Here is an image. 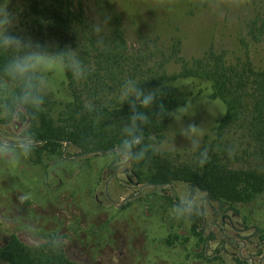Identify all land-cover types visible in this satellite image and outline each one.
<instances>
[{
    "label": "rangeland",
    "instance_id": "1",
    "mask_svg": "<svg viewBox=\"0 0 264 264\" xmlns=\"http://www.w3.org/2000/svg\"><path fill=\"white\" fill-rule=\"evenodd\" d=\"M110 1L121 15L129 46L139 50L143 44L147 58L150 48L166 51L173 39H180L179 57L186 62L212 48L227 64L248 59L255 70H264V40L248 36L247 26L255 17L248 0H211L206 5L203 0H178L177 5L174 0ZM8 4L19 11V27L39 40L25 0H0V6ZM85 5L91 21L97 11L92 0ZM158 55L149 65L159 62ZM180 68L172 61L165 69L173 75ZM7 88L0 80V102ZM218 115L217 107L191 102L158 149L178 163L189 161L194 151L175 131L199 126L202 143ZM24 123L22 119L10 127L0 117V143L15 144ZM241 132L230 138L240 158L234 166L249 168V143ZM62 145L47 150L32 144L31 154L13 166L0 158V243L14 234L35 246L55 235L62 238L68 256L82 264H237L236 259L264 264V193L236 209H219L187 183L160 189L148 184L146 173L135 178L129 160L118 154L82 155L69 142ZM110 167L116 168L113 173ZM186 196L197 201L191 214L203 218L198 227L189 214L169 213Z\"/></svg>",
    "mask_w": 264,
    "mask_h": 264
},
{
    "label": "trees",
    "instance_id": "2",
    "mask_svg": "<svg viewBox=\"0 0 264 264\" xmlns=\"http://www.w3.org/2000/svg\"><path fill=\"white\" fill-rule=\"evenodd\" d=\"M86 1L89 0H25V11L39 37L37 41L54 43L60 48L78 47L87 68V75L77 79L59 65L50 66V87L45 93L43 110L32 118H23L33 140L47 150H57L69 142L82 155L121 156L118 146L122 136L117 122H127L130 112L118 94L126 79H134L142 89L157 91L159 96L148 113L152 121L144 127L145 142L155 144L157 152L143 161H129L132 176L140 180L146 173L148 184L155 188L187 183L205 193L207 200L219 209H236L262 195L264 70H255L248 59L227 64L225 57L212 48L201 58L186 62L179 57L180 39H173L166 51L157 46L150 48L149 57L159 54V62L149 65L143 44L139 50L129 46L121 15L110 0H92L97 14L102 12L109 17V28L100 36L88 31ZM209 1L203 0L202 4ZM248 1L255 10V17L247 26L248 36L264 40V0ZM174 4L180 3L174 0ZM100 40L103 42L99 43ZM8 56L0 52V65ZM172 61L181 66L173 75L165 69ZM0 80L5 78L0 76ZM191 102L217 107L219 111L202 142L208 149V159L202 167L197 164L198 152L194 151L189 161L178 163L172 154L158 149ZM235 131H243L242 136L248 140L246 153L252 160L249 168L234 166L240 160L230 139ZM115 169L110 167V172ZM188 217L195 227L203 221L197 214ZM54 237L57 236L50 235L44 242L30 246L12 234L7 242L0 243V263L82 264L68 256L64 243L54 248ZM236 262L245 264L240 259Z\"/></svg>",
    "mask_w": 264,
    "mask_h": 264
},
{
    "label": "clouds",
    "instance_id": "3",
    "mask_svg": "<svg viewBox=\"0 0 264 264\" xmlns=\"http://www.w3.org/2000/svg\"><path fill=\"white\" fill-rule=\"evenodd\" d=\"M108 21L106 13H98L87 25L88 31L100 36L109 28ZM0 52L9 54L6 62L0 65V76L5 78L8 85L6 98L0 102V117L10 127H17V121L32 118L43 110L45 93L50 87L47 73L51 65L67 69L77 79L87 75L78 47L75 50L71 47L60 48L54 43L35 40L19 27V11L10 10L9 4L7 7L0 6ZM158 96L157 91L142 89L134 79H126L121 84L118 99L128 105L130 112L127 122H117L122 136L118 152L124 159L143 161L149 154L157 152L155 144L145 142L144 127L152 121L148 113L152 111ZM28 127V123L23 124L22 135L16 137L15 144L0 143V158L9 166L31 154L33 138L27 131ZM201 131V127L189 124L187 127L181 126L175 134L183 136L188 147L198 152L197 164L202 167L207 162L208 149L202 146ZM196 207L197 201L186 196L169 213L180 217L191 214ZM62 243L60 237L51 240L54 248H59Z\"/></svg>",
    "mask_w": 264,
    "mask_h": 264
},
{
    "label": "water",
    "instance_id": "4",
    "mask_svg": "<svg viewBox=\"0 0 264 264\" xmlns=\"http://www.w3.org/2000/svg\"><path fill=\"white\" fill-rule=\"evenodd\" d=\"M38 143H41V142H33L32 144H38ZM165 186H161L160 189L164 188Z\"/></svg>",
    "mask_w": 264,
    "mask_h": 264
},
{
    "label": "flooded vegetation",
    "instance_id": "5",
    "mask_svg": "<svg viewBox=\"0 0 264 264\" xmlns=\"http://www.w3.org/2000/svg\"><path fill=\"white\" fill-rule=\"evenodd\" d=\"M244 261H246V259H245ZM260 263H261V262H260Z\"/></svg>",
    "mask_w": 264,
    "mask_h": 264
}]
</instances>
